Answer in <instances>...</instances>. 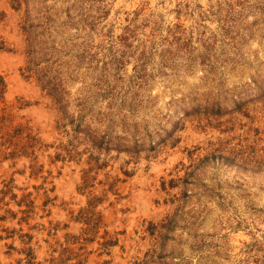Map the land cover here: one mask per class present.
<instances>
[{"label":"rangeland","instance_id":"obj_1","mask_svg":"<svg viewBox=\"0 0 264 264\" xmlns=\"http://www.w3.org/2000/svg\"><path fill=\"white\" fill-rule=\"evenodd\" d=\"M0 264H264V0H0Z\"/></svg>","mask_w":264,"mask_h":264},{"label":"trees","instance_id":"obj_2","mask_svg":"<svg viewBox=\"0 0 264 264\" xmlns=\"http://www.w3.org/2000/svg\"><path fill=\"white\" fill-rule=\"evenodd\" d=\"M4 88H5V83L2 77L0 76V96H1V93L4 91Z\"/></svg>","mask_w":264,"mask_h":264}]
</instances>
